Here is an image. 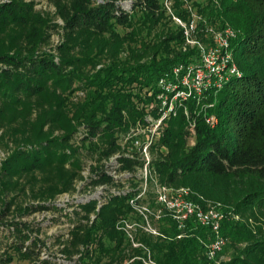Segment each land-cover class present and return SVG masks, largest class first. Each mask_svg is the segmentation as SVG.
Returning a JSON list of instances; mask_svg holds the SVG:
<instances>
[{
  "label": "trees",
  "instance_id": "1",
  "mask_svg": "<svg viewBox=\"0 0 264 264\" xmlns=\"http://www.w3.org/2000/svg\"><path fill=\"white\" fill-rule=\"evenodd\" d=\"M194 6L198 40L216 24L237 32L241 74L166 120L145 177L124 138L158 117L159 80L200 62L174 18L191 23L187 2L0 0V264H264V0ZM158 186H190L224 210L214 258L216 234L194 217L181 227L167 211L156 233L126 226L146 221L137 205H162ZM61 194L78 195L67 237L34 235L26 219L59 210Z\"/></svg>",
  "mask_w": 264,
  "mask_h": 264
},
{
  "label": "built area",
  "instance_id": "2",
  "mask_svg": "<svg viewBox=\"0 0 264 264\" xmlns=\"http://www.w3.org/2000/svg\"><path fill=\"white\" fill-rule=\"evenodd\" d=\"M52 9L54 8L52 7ZM174 18L185 27L187 44L198 49L200 62L176 66L171 74L163 76L159 80L161 91L158 95V117H148L150 124L146 126L139 124L137 127L132 128L131 132L124 138L125 142L130 139L134 147L137 148L139 155L146 160L144 167L140 170L145 177L149 174L151 145L161 134V129L166 120L178 113V109L183 105L184 101H188L191 98L200 99L211 87H221L226 79L229 80L231 76L241 74L231 49V40L237 36V32L231 26L222 29L212 26L207 27L206 34L210 36L212 42L205 43L194 36L197 27V22L194 19L190 24H187L178 17ZM114 159L115 157H112V160ZM146 189L147 183H144L142 194ZM168 190L188 193V189L184 187L158 186V201L161 204L165 202L175 219L180 222L181 227H184V222L191 217L211 227L216 234V239L211 245L208 255L209 258H214L216 253L226 243V238L221 235V219L223 215L217 206L208 205L204 207L201 203L178 197L173 202L169 200L166 194ZM142 194L139 196H142ZM75 196L77 197L78 195ZM82 199L84 200V198ZM131 203L136 205L135 200H131ZM140 206L137 205V208H140ZM236 217L239 218V216ZM153 232L156 233V230H153ZM148 264H154V262L150 260Z\"/></svg>",
  "mask_w": 264,
  "mask_h": 264
},
{
  "label": "rangeland",
  "instance_id": "3",
  "mask_svg": "<svg viewBox=\"0 0 264 264\" xmlns=\"http://www.w3.org/2000/svg\"><path fill=\"white\" fill-rule=\"evenodd\" d=\"M190 8V10L193 13L194 16V21L198 22L199 20V16L197 14V8L194 6V3H200V5L202 6H207L208 5V0H196V2L193 3V0H185ZM167 6L170 8L172 2L171 1H167L166 2ZM244 4V2L242 3ZM246 6H250V8L252 9L253 6L252 4L248 1L245 3ZM238 5H240L238 3ZM48 9H52V7L49 8V6H46ZM171 11V10H170ZM229 25V24H228ZM217 27V24L212 26L214 28ZM231 26V25H229ZM211 27V26H209ZM59 40V36L57 34H55L53 36V41L54 44H57ZM2 154L0 153V160L2 159ZM184 188L188 189V193L186 192H182V191H170L168 190L166 192V194L168 195V198L170 201L175 200V198H181V199H189V200H193L194 202L200 203L198 202V200H196V198H200V195L198 193H196V191L190 187V186H184ZM76 197V196H75ZM73 195L70 194H61L59 195L54 201H52V204L55 206L59 207V210H51V211H45V212H38L33 214L32 216H29L26 220L31 221L35 227H41V231L40 232H35L34 235L36 233H38L40 235V237H42V239H51L54 235H59L60 233H64L65 234V238L67 237L68 233H69V229L70 226L72 225L70 216H67L66 213H72V211L74 210V207L72 205H70V203L74 202V198ZM205 202L208 205H215L217 206L218 210L221 212V214L223 215L222 219H221V224L222 221L224 219V210L220 207L219 204H215V202H213L212 200L209 199H204ZM147 210H146V208ZM145 206H140L139 212H141V214L145 217L146 221L142 222V221H137L135 219L133 220H128L129 222H125V224L129 227H133L135 229V226L140 225L143 228H145L146 230L149 229V231L155 230V226L158 225L159 220L161 219V217H164V215H167L165 212L170 211V208L165 204V202H162V205H148L145 204ZM62 213H65V218L62 219L61 221V215ZM52 217H57L59 218L58 220H53L54 223L51 224L50 223V219ZM55 218V219H57ZM238 218V217H237ZM35 221V222H34ZM36 230V229H34ZM222 235V234H221ZM55 241V240H54ZM57 243V242H56ZM0 245H1V249H6L7 247V239L4 238L2 235H0ZM49 245V244H48ZM50 249V248H49ZM57 251V246H52V248L49 250V252H54ZM1 253V251H0ZM14 264H30L28 261H19V260H15L13 262Z\"/></svg>",
  "mask_w": 264,
  "mask_h": 264
}]
</instances>
